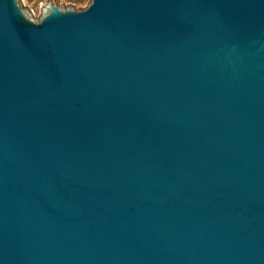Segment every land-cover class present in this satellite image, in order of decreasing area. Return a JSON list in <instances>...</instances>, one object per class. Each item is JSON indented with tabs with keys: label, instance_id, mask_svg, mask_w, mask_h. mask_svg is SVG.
I'll list each match as a JSON object with an SVG mask.
<instances>
[{
	"label": "water",
	"instance_id": "1",
	"mask_svg": "<svg viewBox=\"0 0 264 264\" xmlns=\"http://www.w3.org/2000/svg\"><path fill=\"white\" fill-rule=\"evenodd\" d=\"M0 264H264V0H0Z\"/></svg>",
	"mask_w": 264,
	"mask_h": 264
},
{
	"label": "rangeland",
	"instance_id": "2",
	"mask_svg": "<svg viewBox=\"0 0 264 264\" xmlns=\"http://www.w3.org/2000/svg\"><path fill=\"white\" fill-rule=\"evenodd\" d=\"M91 0H19V6L34 21H38L46 11V5L56 6L61 10L83 11Z\"/></svg>",
	"mask_w": 264,
	"mask_h": 264
}]
</instances>
